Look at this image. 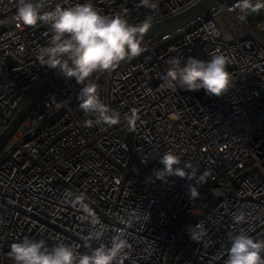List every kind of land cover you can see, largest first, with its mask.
Returning <instances> with one entry per match:
<instances>
[{
	"label": "built area",
	"instance_id": "built-area-1",
	"mask_svg": "<svg viewBox=\"0 0 264 264\" xmlns=\"http://www.w3.org/2000/svg\"><path fill=\"white\" fill-rule=\"evenodd\" d=\"M197 1L157 0L156 9H146L139 0H88L102 14L127 9L132 24L146 16L157 22ZM84 2L47 0L45 8ZM238 2L143 40L139 56L96 74L101 100L120 115L115 125L85 126L95 117L79 108L81 86L72 79L35 103L0 150V264H14L10 247L25 237L81 253L97 247L85 208L73 206L80 195L106 227L103 243L117 231L127 236L123 264H225L231 236L264 239V10L251 25L238 19ZM15 12V0H0V133L55 72L37 59L50 39L47 26H23ZM212 53L229 61L233 87L223 96L162 86L169 58L209 60ZM166 151L180 157L186 173H206L207 182L154 180ZM190 185L199 197L190 199ZM241 212L245 220L237 223ZM189 231L202 239L191 240Z\"/></svg>",
	"mask_w": 264,
	"mask_h": 264
},
{
	"label": "clouds",
	"instance_id": "clouds-1",
	"mask_svg": "<svg viewBox=\"0 0 264 264\" xmlns=\"http://www.w3.org/2000/svg\"><path fill=\"white\" fill-rule=\"evenodd\" d=\"M139 3L146 9L158 7L157 0H139ZM15 4L14 20L17 23L29 27L40 24L47 26L50 39L46 46L39 47L37 59L49 70L81 86L78 94L79 108L95 117L94 121H85V126H92L93 123H119V113L101 100L94 76L111 72L121 62L131 60L144 51V34L152 27V17L146 16L140 23L132 24L127 9L111 15L102 14L88 0L70 6L58 4L52 10H46L47 0H15ZM238 8V19L243 22L249 13L264 10V0H239ZM214 32L213 29L210 34ZM228 63L227 58L218 53L210 54L209 60L193 56L186 59L171 57L167 61L169 67L162 77V86L172 91L203 89L209 97H221L233 87L231 74L227 70ZM159 163L163 168L153 170L154 180L167 183L170 177L176 176L195 179L197 184L207 182L206 173L196 177L186 173L185 168L178 167L181 164L180 157L172 151L164 152ZM189 194L190 199L200 195L192 185ZM84 200L83 195L75 197L73 206L85 208L87 215L83 219L92 225L88 239L98 242L97 247L81 253L76 247L63 242L49 247L44 239L25 237L10 247L9 257L14 264H123L130 248L127 236L117 231L111 236L109 244L103 243L106 227L99 217L86 208ZM234 220L237 223L244 222V213L234 216ZM196 227L199 229L201 226L198 224ZM189 234L195 242L202 239L199 231H189ZM230 240L225 264H264V239H255L241 231L231 236Z\"/></svg>",
	"mask_w": 264,
	"mask_h": 264
},
{
	"label": "water",
	"instance_id": "water-1",
	"mask_svg": "<svg viewBox=\"0 0 264 264\" xmlns=\"http://www.w3.org/2000/svg\"><path fill=\"white\" fill-rule=\"evenodd\" d=\"M226 1L227 0H198L190 7L174 15L152 23V27L144 34V40L148 39L150 42L157 41L162 36L175 32L176 30L190 24L218 4ZM66 79L67 78L59 73L54 72L49 79L42 81L29 93L9 125L0 133V150L12 136L20 123L29 114L35 103L46 95L53 86L59 85Z\"/></svg>",
	"mask_w": 264,
	"mask_h": 264
},
{
	"label": "rangeland",
	"instance_id": "rangeland-1",
	"mask_svg": "<svg viewBox=\"0 0 264 264\" xmlns=\"http://www.w3.org/2000/svg\"><path fill=\"white\" fill-rule=\"evenodd\" d=\"M248 18H250L249 21H250V24L252 25L255 23L256 20H258V14L257 13H249ZM0 29H2L1 26H0Z\"/></svg>",
	"mask_w": 264,
	"mask_h": 264
}]
</instances>
